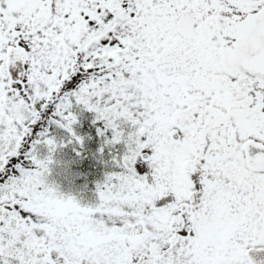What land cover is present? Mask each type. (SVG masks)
Returning a JSON list of instances; mask_svg holds the SVG:
<instances>
[{
  "label": "snow or ice",
  "instance_id": "snow-or-ice-1",
  "mask_svg": "<svg viewBox=\"0 0 264 264\" xmlns=\"http://www.w3.org/2000/svg\"><path fill=\"white\" fill-rule=\"evenodd\" d=\"M81 112L114 150L90 204L47 181L58 148L82 155ZM253 250L264 0H0V264H264Z\"/></svg>",
  "mask_w": 264,
  "mask_h": 264
},
{
  "label": "rangeland",
  "instance_id": "rangeland-1",
  "mask_svg": "<svg viewBox=\"0 0 264 264\" xmlns=\"http://www.w3.org/2000/svg\"><path fill=\"white\" fill-rule=\"evenodd\" d=\"M82 114L86 116L83 118H87L88 121L93 119V114L81 112L79 115L80 124L76 127V131L85 137L86 143L88 135L81 130ZM88 126L90 127V125ZM53 133L58 141L67 140V134L62 129L53 126ZM97 142L99 144L97 148L88 147L84 144L83 149H79L82 153L80 156H77L73 151L74 148L78 147L76 145L58 148L53 154V163L49 166L50 174L47 176V181L57 186L62 193L75 196L82 204L95 202L96 183L101 182L104 179V174L112 168L111 153L114 150L105 146L103 153H100L98 149L103 144V138L97 136ZM39 150L42 157L47 155L46 146H39ZM84 160L90 162L93 173L91 171L89 174H85L80 168L81 162L83 163Z\"/></svg>",
  "mask_w": 264,
  "mask_h": 264
},
{
  "label": "trees",
  "instance_id": "trees-1",
  "mask_svg": "<svg viewBox=\"0 0 264 264\" xmlns=\"http://www.w3.org/2000/svg\"><path fill=\"white\" fill-rule=\"evenodd\" d=\"M83 116L86 117L84 114H82L83 124L81 130L82 132L84 131L86 135H88V140L86 141L85 145L88 147L97 148L99 144L97 142V136L94 132V128L91 124V121H88L87 118L84 119ZM88 125H90V127ZM80 168L85 172V174H89L91 171L93 173V167L90 166V162L87 160H84L83 163L81 162Z\"/></svg>",
  "mask_w": 264,
  "mask_h": 264
},
{
  "label": "water",
  "instance_id": "water-1",
  "mask_svg": "<svg viewBox=\"0 0 264 264\" xmlns=\"http://www.w3.org/2000/svg\"><path fill=\"white\" fill-rule=\"evenodd\" d=\"M250 255L257 261H261L264 260V250L261 251H256L253 250L252 252H250Z\"/></svg>",
  "mask_w": 264,
  "mask_h": 264
}]
</instances>
